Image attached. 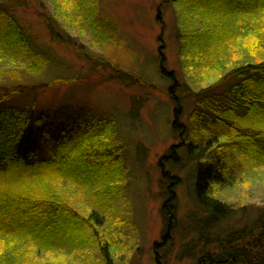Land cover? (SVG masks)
<instances>
[{"label": "trees", "instance_id": "obj_1", "mask_svg": "<svg viewBox=\"0 0 264 264\" xmlns=\"http://www.w3.org/2000/svg\"><path fill=\"white\" fill-rule=\"evenodd\" d=\"M55 1L57 9L61 7L67 11L63 16H70V11L73 15L81 13L101 42H117L116 26L100 13L97 0H65L70 8L60 4L59 0ZM183 1L194 7L201 20L197 27H187L181 33V49L183 46L184 53L191 59L195 56L202 58L200 53L205 56V51L209 49L207 52H210L213 48L217 40L213 34V18L220 22L229 15L240 16L264 10V0ZM46 23L53 39L71 45L70 36L60 21L50 16L46 18ZM199 45L206 47L200 51ZM0 47L17 55L27 51L31 56L34 54L30 61L33 64L30 65L35 67V73L42 71L36 69L41 67L43 57L33 53L32 36L13 14L1 7ZM75 51L87 61L91 72H95L97 66L110 64L109 67L112 66L116 73L110 78L119 82L126 80L127 77L122 74L124 71L110 59L98 58L82 48ZM161 63L162 73L165 74L164 53ZM165 76L173 81L170 91L174 106L171 129L183 135V143L180 148L170 147L159 162L161 180L167 185L161 210L163 235L154 246L157 264L165 263L160 253L170 246L179 229L174 190L179 178L171 174L172 170L164 168V164L179 167V151H185L189 159H195L192 192L198 207L204 212H200L197 218H191V221L197 220L194 221L197 224L194 228L196 237L193 244L186 243L182 254H196L197 244L213 248L218 246L221 247L220 252H209L196 264H264V209L248 228L232 231L225 241L215 240L212 233L230 211L227 200L221 194L229 186H235L236 180L233 179L237 178L235 163L229 160L228 155L221 156L219 147L223 144L215 140V133L221 131L220 138L230 136L229 144L251 160V164L264 165V59L232 68L226 79L236 78L237 81L226 93L212 95L201 92L188 116L190 125L183 124V107L176 94L179 80L172 73L167 72ZM79 79V75L56 78L26 88L25 80L9 78L7 80L12 82L0 91V264H50L43 262L44 256L55 253L62 257L73 255L74 259L85 262L100 254L104 263L110 264L112 258L109 255L114 249H119V240L116 239L118 226L113 216L117 195L127 184L128 175L127 146L118 141L115 120L97 116L91 109L83 112L71 104L36 110L9 103L26 93V89L34 90ZM216 125L219 130L213 131ZM210 129L213 137L209 138V142L216 141L213 145L216 152L211 149L205 154L194 145L198 146L208 139L206 133ZM201 131H204L203 135ZM42 150L44 154L41 156ZM67 188L81 191L85 202L81 206L72 203L68 199ZM55 264L59 262L55 260Z\"/></svg>", "mask_w": 264, "mask_h": 264}, {"label": "rangeland", "instance_id": "obj_2", "mask_svg": "<svg viewBox=\"0 0 264 264\" xmlns=\"http://www.w3.org/2000/svg\"><path fill=\"white\" fill-rule=\"evenodd\" d=\"M55 2L0 0V7L13 14L32 36L33 53L43 57L41 67H36L42 70L36 73L41 74L36 75L33 71L35 67L30 65L33 64L30 61L34 54L31 56L27 51L17 55L11 53L12 50L0 47V91L12 82L7 80L9 78L25 80L26 88H31L34 84L56 78L80 76L81 79L70 83L26 89V93L9 103L36 110L56 109L71 104L83 112L91 109L97 116L115 120L118 141L127 146L125 157L128 177L127 184L115 201L113 218L118 226V238H115L119 240V249L113 247L109 255L112 258L110 264H157L154 246L163 235L161 210L167 185L161 180L159 162L170 147L180 148L183 143V135L171 129L174 106L170 91L173 81L165 75L167 72L172 73L179 80L176 94L183 107V124L190 125L188 116L195 108L201 92L212 95L226 93L231 84L237 81L236 78L226 79L232 68L264 59V10L240 16L229 15L220 22H217L216 17L213 18V34L217 39L213 48L210 52L206 50L205 56L203 52L200 53L203 59L197 56L191 59L184 53L183 46L181 49V33L187 27H197L201 20L194 7L183 0H97L100 13L116 26L117 42L112 43L97 39L81 13L75 12L73 15L70 11V16H63L67 11L60 13ZM59 3L70 8L65 0H59ZM50 16L65 27L71 45L67 46L52 38L46 23V18ZM199 47L203 51L206 46ZM78 48L98 58L110 59L124 71L122 74L127 77L126 80H112L110 77L116 73L112 66L109 67L110 64L97 66L96 71L91 72L87 61L75 53ZM162 53L165 56V74L161 69ZM66 116L69 117L70 113L67 112ZM60 122L66 125L62 120ZM217 126L213 131L219 130ZM206 134L209 135L208 139L194 146L207 154L211 149L216 152L215 146L213 148L216 141L223 144L219 147L220 154L228 155L229 160L235 163L237 174V178L233 179L236 180L235 186H229L221 194L227 200L230 211L212 230L213 238L222 242L232 231L248 228L263 211L264 165L251 164V160L240 155L229 144L230 136L220 138L221 131L215 133L216 141L212 142H209V138L213 137L212 129ZM179 152V167L172 166L173 169L164 164L166 170H172L171 174L179 178L174 188L179 229L170 246H166L160 256L164 257V264H196L209 252H220L221 247L197 244L194 250L196 254H182L186 243L193 244V238L196 237L194 228L197 224L194 221L197 220L191 221V218H197L200 212H204L198 207L192 192L195 159H189L185 151ZM43 154L42 150L41 156ZM66 192L72 203L81 206L85 202L81 191L67 188ZM56 254L45 255L43 262H85L74 259L73 255L62 257ZM85 264L105 263L100 254H96Z\"/></svg>", "mask_w": 264, "mask_h": 264}, {"label": "bare ground", "instance_id": "obj_3", "mask_svg": "<svg viewBox=\"0 0 264 264\" xmlns=\"http://www.w3.org/2000/svg\"><path fill=\"white\" fill-rule=\"evenodd\" d=\"M57 10H58L59 12H65V11H66V10H64V9H63V8H61V7H60V8H58Z\"/></svg>", "mask_w": 264, "mask_h": 264}]
</instances>
